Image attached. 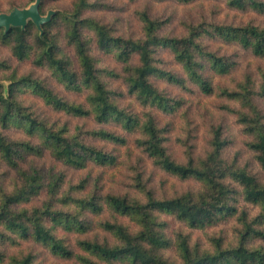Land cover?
I'll return each mask as SVG.
<instances>
[{
  "label": "trees",
  "instance_id": "1",
  "mask_svg": "<svg viewBox=\"0 0 264 264\" xmlns=\"http://www.w3.org/2000/svg\"><path fill=\"white\" fill-rule=\"evenodd\" d=\"M219 1L264 18V0ZM99 6L97 0H72L40 26L31 19L24 28L0 26V43L17 61L29 60L65 89L85 93L83 101L68 99L46 78L19 73L0 60V69L10 70L8 84L0 82V162L8 169L0 173V263L35 264L33 250L8 255L2 247L30 240L73 264H264V19L233 23L201 15L184 20L182 33L169 34L162 30L169 20L144 6L136 10L141 33L124 35L109 21L86 13ZM39 11L47 15L43 0ZM208 40L234 43L257 64L236 75L235 55L211 48ZM160 49L170 50L180 72L159 65ZM96 50L112 53L122 70L99 66ZM109 78L121 79L126 90L112 88ZM153 78L219 97V110L233 116L257 170L240 163L241 152L226 156L232 140L222 120L208 124L205 150L197 154L198 125L190 117L189 100L165 92ZM26 90L45 107L91 119L96 126L72 127L52 119L38 111L35 102L25 103L21 92ZM128 95L140 111L121 103ZM174 117L182 120L175 136L181 159L169 147ZM8 129H17L21 136L9 135ZM93 139L113 148L96 145ZM130 140L157 168L196 181L197 187L160 195L144 169V158L136 155L132 160ZM117 147L126 149L128 172L117 183L112 174L116 187L106 190V170L122 162ZM46 151L75 169L94 167L74 179L64 169L41 165L39 158ZM162 215L190 228L214 225L229 216H235L238 225L232 238L213 236L211 246L203 248L191 244L188 234H168ZM169 249L179 261L169 256Z\"/></svg>",
  "mask_w": 264,
  "mask_h": 264
},
{
  "label": "rangeland",
  "instance_id": "2",
  "mask_svg": "<svg viewBox=\"0 0 264 264\" xmlns=\"http://www.w3.org/2000/svg\"><path fill=\"white\" fill-rule=\"evenodd\" d=\"M45 3V9L47 14L52 11V14L58 10H63L71 5L72 0H43ZM100 6L95 9H90L86 13L93 15L99 19L109 21L114 27H116L115 32L117 34L124 35H138L141 33V25L138 20L136 10L138 8L149 6L152 15L159 16L163 19H168V23L162 29L163 32L169 34H180L183 32V21L187 19H199L201 15L208 18H216L218 21L239 23L244 22L251 17H257L258 19H264L262 16L257 15L251 10H236L229 8L223 1L219 0H195L191 3H180L177 0H97ZM31 0H0V9L9 13L11 7L18 6L20 8L28 7L32 4ZM34 3V2H33ZM51 14V15H52ZM87 32L88 31V28ZM208 45L213 49H218L221 53L234 54L235 58L238 60L239 67L236 71V75L241 74L245 68H254L257 64V60L246 50L241 49L234 43H227L221 40H208ZM95 56L97 58V63L99 66L108 67L115 69L117 71L122 70V63L118 61L112 53H103L100 51H95ZM159 60V65L165 69H172L180 72V66L175 61L172 53L168 49H160L157 53ZM0 60H5L9 63L12 68H17L19 73H34L41 77L46 78L51 86L54 87L56 91L63 94L68 99L74 101H83L85 93H77L67 90L58 83L47 70L42 68H35L31 65L29 60L19 62L11 54L9 47L0 43ZM133 61H137V56H133ZM10 70L0 69V82L5 85L8 84L9 80L7 75ZM110 86L117 90H126V87L121 79L109 78ZM154 83L165 92L176 97H185L189 100L188 104L190 106V114L194 123L198 125L197 128V139L196 142V153L203 154L208 137V124L213 120H222L224 124L228 127L230 133V139L232 140L226 150V156L233 157L236 152H241L240 163H248V166L252 170H257L253 154L245 148L244 141L245 137L241 134L240 129L235 124L232 115L220 111L218 104L220 103V98L215 95H204L195 89L192 92H187L177 85L169 83L161 78H153ZM21 97L25 99V103L31 104L35 102V108L38 111H43L45 115L51 117L52 119H59L61 121H68L73 127L77 124H83L86 127H94L96 123L91 119H81L76 117H71L63 113L55 112L44 105L41 104L39 99L35 98V95L30 93L28 90L21 92ZM122 104L128 105V107L140 111L141 106L134 101L129 95L120 99ZM176 120V121H175ZM182 120H177L174 117V130L171 132V140L169 141L170 150L177 158L181 159L183 157L181 152V147L176 142V135L180 132V126ZM116 130H120L116 128ZM11 136L19 137L21 133L17 129H8L7 132ZM96 145L104 146L105 148L112 149L113 144L104 142L102 140L93 139ZM129 145L132 146V140L129 141ZM133 147V146H132ZM134 155L132 160L136 155H141L143 159L144 169L148 175L153 178L152 185L158 189V193L164 195H173L187 190L188 188L197 187V182L193 180H180L176 176L166 173L159 168H157L150 159H148L143 153L138 149L133 147ZM126 149L124 147H117L116 153L119 155L120 162L118 170L115 168H108L106 170L107 177L104 180L105 188L114 189L116 186L112 183L111 175L114 174L117 181L125 178L123 173H127L125 160H126ZM41 165L49 167L54 165L56 169H64L65 172L74 179L79 178L84 175L90 168L94 166H87L84 169H75L68 166L61 161L55 160L51 154L46 151L42 157L39 158ZM89 167V168H88ZM8 170L5 165L0 162V173H5ZM98 170L93 168V171ZM12 174V171H8ZM10 177V176H9ZM119 180V181H118ZM244 204L243 202H240ZM255 208H252V212H255ZM163 220L166 221V230L173 238H176L177 234L182 233L183 235L188 234L190 236L191 244L198 243L201 247H210L212 242L211 238L213 236H218L224 234L228 238H232L235 234V227L238 225L235 216H229L223 219L221 222L209 225L203 228H190L184 222L176 219L171 215H162ZM8 255L12 253L29 252L33 250L37 253L35 258V264H73V261L64 260L62 258L53 256L46 249L41 247L34 241H21L17 245L6 244L2 246ZM169 256L176 261H179V257L174 249H169ZM5 262V261H4ZM3 262V263H4ZM0 263V264H3ZM116 264H129L127 262H117Z\"/></svg>",
  "mask_w": 264,
  "mask_h": 264
},
{
  "label": "water",
  "instance_id": "3",
  "mask_svg": "<svg viewBox=\"0 0 264 264\" xmlns=\"http://www.w3.org/2000/svg\"><path fill=\"white\" fill-rule=\"evenodd\" d=\"M40 0H36L25 8L15 7L9 13L0 12V26L8 30L11 26H20L24 28L27 25L28 19H31L38 26L50 20L52 11L45 16L39 11Z\"/></svg>",
  "mask_w": 264,
  "mask_h": 264
}]
</instances>
